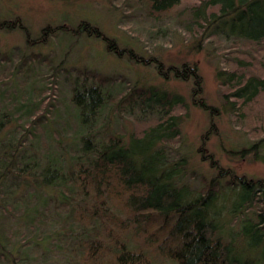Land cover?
<instances>
[{
  "label": "trees",
  "instance_id": "1",
  "mask_svg": "<svg viewBox=\"0 0 264 264\" xmlns=\"http://www.w3.org/2000/svg\"><path fill=\"white\" fill-rule=\"evenodd\" d=\"M124 1L127 8L145 5L157 19L191 11L187 27L200 42L219 46L222 106L252 140L242 152L258 156L264 149V0ZM15 28L25 32L28 46L84 33L101 37L120 56L191 81L193 104L211 117L198 151L217 171H190L201 179L196 188L183 178L186 156H168V144L181 137L177 115L185 97L125 77L113 94L117 74L55 62L41 52L15 60L0 47V65L11 64L0 70V264H264V178L239 175L204 153L222 107L204 95L196 63L145 57L86 18L74 23L64 16L32 36L19 15L0 16V29ZM31 60L48 65L41 83L29 79ZM64 75L72 78L70 87H61ZM128 107L138 125L127 135L121 124L112 126L111 115L134 113ZM233 191L240 195L231 208ZM12 235L18 236L13 243Z\"/></svg>",
  "mask_w": 264,
  "mask_h": 264
},
{
  "label": "rangeland",
  "instance_id": "2",
  "mask_svg": "<svg viewBox=\"0 0 264 264\" xmlns=\"http://www.w3.org/2000/svg\"><path fill=\"white\" fill-rule=\"evenodd\" d=\"M184 3L188 2L185 0ZM125 4L124 0L122 2L118 0L117 3L114 0H0V16L19 15L29 27L32 36L39 35L41 28L47 22L59 23L64 16H68L74 23L80 18H86L99 24L103 31L116 39L121 47L133 48L145 57L155 55L167 64L183 61L191 65L196 63L204 79V95L210 103L222 107L221 113L215 117L216 133H211L206 140L204 153L212 152L221 165L231 167L239 175L264 178V149L258 152V156L255 153L251 156L244 155L242 148L252 140L243 128L237 126L229 112L222 106L220 86L216 78L219 60L216 51L219 46L212 47L214 43H210V40L200 42V34L192 33L193 31L187 27L192 20V13L188 8H182L179 13L176 10L170 15L157 19L147 12L145 5L127 8ZM124 12L129 16L121 17ZM25 39L26 34L20 28L9 31L0 29V47L2 50L12 52L15 60H19L23 55L30 56L31 52L47 53L55 59V62L63 58L66 65H86L102 73L117 74L119 78L114 82L113 94L121 89L120 81L125 77L132 83L138 81L156 85L162 92L169 90L178 97H185L187 105L181 106L177 115L180 120L181 137L178 141L168 144L171 150L168 151V156L171 160L186 156L188 164L183 178L192 182L196 188L201 186V179L191 177L190 171L197 170L199 174L209 176L216 174L217 170L211 167L207 158L203 160V153L198 151L202 135L209 129L211 117L209 111L193 104L191 81L175 77L166 78L164 74H158L154 64L137 62L128 55L120 56L109 50L106 41L101 37L84 33L79 37L74 36L73 40L53 37L45 45L31 46L27 45ZM70 41L71 43L68 44ZM4 63V66L8 65L7 68H10L11 64ZM30 63L29 79H37L38 83L43 82L44 79L38 77L47 75L48 65L37 60H31ZM3 65H0V70ZM70 81L72 78L64 75L61 87L69 86ZM10 85L11 83L8 82L7 86ZM66 91L68 92L69 88ZM111 105L116 107V104ZM135 115V110L132 114L125 112V115L120 117L118 114H112V126L117 127L121 124L125 134H131L137 130L138 123L133 120ZM239 195V191L231 192V196L227 198L229 207L232 208L239 201ZM222 205L217 204L216 209H221ZM17 238V235L9 237L12 243L17 241ZM8 240L6 244L10 242ZM258 252L261 253L260 250Z\"/></svg>",
  "mask_w": 264,
  "mask_h": 264
}]
</instances>
